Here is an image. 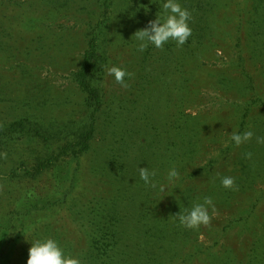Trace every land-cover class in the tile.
Wrapping results in <instances>:
<instances>
[{
  "label": "trees",
  "instance_id": "16d2710c",
  "mask_svg": "<svg viewBox=\"0 0 264 264\" xmlns=\"http://www.w3.org/2000/svg\"><path fill=\"white\" fill-rule=\"evenodd\" d=\"M146 1L120 12L114 0H43L28 9L91 20L76 32L40 26L54 41L39 37L31 50L12 44L0 22V170L34 182V200L16 215L17 239L52 237L82 264H264V145L254 137L236 147L223 129L231 119L234 130L264 136V124L248 128L247 117L261 96L240 100L243 87L254 91L251 69L264 81V0H180L192 13L188 42L141 53L133 35L162 3ZM3 63L14 65L11 83ZM113 65L129 73L126 86L108 74ZM25 140L35 144L30 169L11 157ZM138 167L156 170L159 183L172 168L180 179L159 194ZM224 176L235 190L221 186ZM205 196L216 207L210 225L180 227L174 215ZM60 210L72 238L50 222ZM29 248L17 264H27Z\"/></svg>",
  "mask_w": 264,
  "mask_h": 264
},
{
  "label": "rangeland",
  "instance_id": "374dc122",
  "mask_svg": "<svg viewBox=\"0 0 264 264\" xmlns=\"http://www.w3.org/2000/svg\"><path fill=\"white\" fill-rule=\"evenodd\" d=\"M160 1L162 2V0ZM29 2L33 4L30 5ZM145 2L147 1L145 0ZM134 3L135 0H114L115 8H117L120 12L129 11L130 8L134 7ZM37 5L46 6L43 3V0H0V22L11 28L12 38H10V42L12 44H16L17 47H20L22 50L26 48L29 50L36 48L38 46L36 40L39 39V37H43V39H45V45H49L50 42L54 41V32L52 31L53 35L52 33L47 35L46 33H43L40 26L50 25L55 28L71 27V30L76 32L77 30L82 31V27L80 26H83V23L87 20H91L82 14L75 15L70 12L68 13L65 9L60 11L54 9L48 10V8H45V10L28 9ZM78 37H81L78 33L77 35H71V38H77V40H79ZM72 53L73 52L69 51L65 57L72 56ZM1 70V73L5 72L7 74L8 79L6 82L11 83L14 76V65L8 66L3 63L1 65ZM251 70L252 71L248 73V75L254 76V91L251 92L249 91L250 89L243 87L240 92V100L242 104L249 101L250 98L261 96V100L257 103L249 116H247L249 124L248 128L254 123L264 124V81L261 79L260 73L257 69ZM63 81L64 80H60L57 83V86L64 87L62 85ZM243 82L244 78H242L241 86H244ZM245 86L251 87L250 84H245ZM239 111H241V109ZM224 123H226L223 127L226 133L224 140L227 141V138L231 135V131L235 128V123L231 119H228ZM17 145L19 146L17 147L18 150H16L11 157L16 160H20L21 162L23 161L28 163L29 166L27 169H30L31 167L29 162H31V156L35 146L34 142L25 140ZM5 170L6 169L0 170V251H3L1 252L0 264H7L8 261L9 264H17V259L20 257L21 249L23 247L29 248L31 246V241L34 240L32 234L28 233L26 243H21L17 239V234L14 231V228L18 223V218L16 216L18 210L23 203L28 204L34 200L32 196L34 182L32 179L30 180L28 177H25L22 170L16 171V176L9 179L7 178L8 172ZM259 182L264 186V178L261 177ZM52 183L53 180L48 177L43 184L45 188H48L52 185ZM261 190H264V188L262 187ZM261 210L264 211V201L261 204L260 211ZM53 216L54 218H52ZM65 216V210H60L52 215L50 222L52 223L53 221L58 220L60 222L59 228L64 231L67 229L66 237L72 238L74 235L73 230H70L69 227L66 225L64 226L63 224L66 220ZM8 224L13 226V229L10 231L7 230Z\"/></svg>",
  "mask_w": 264,
  "mask_h": 264
},
{
  "label": "clouds",
  "instance_id": "9594fccd",
  "mask_svg": "<svg viewBox=\"0 0 264 264\" xmlns=\"http://www.w3.org/2000/svg\"><path fill=\"white\" fill-rule=\"evenodd\" d=\"M145 11L147 12L148 9ZM158 12L155 19L149 20L144 28L134 33L135 47L138 52L142 53L150 46L162 50L170 41L175 42L176 47L181 48L192 36L190 27L192 13L182 6L180 0H162ZM107 72L114 76L117 83L125 85V77L129 75L125 68L113 65L107 69ZM254 137L257 144L264 145V136H257L252 130L243 133L233 130L230 140L236 147H239L252 141ZM246 157L251 159L252 153H246ZM157 174L156 170L149 167H138L139 180L159 194L166 193L167 186L175 185L180 179V172L176 168H172L167 173L165 183H159L155 179ZM220 184L229 190H235L236 187L235 178L232 176L220 178ZM209 209L213 214L216 212L213 198L205 196L202 202H195L190 209H181L174 216L180 227L198 230L201 226L210 225L212 216ZM27 264H82V262L79 257L68 254L57 239L43 237L31 241Z\"/></svg>",
  "mask_w": 264,
  "mask_h": 264
}]
</instances>
